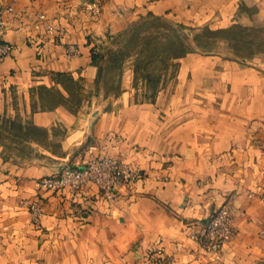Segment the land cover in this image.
Returning <instances> with one entry per match:
<instances>
[{"label":"crops","instance_id":"crops-1","mask_svg":"<svg viewBox=\"0 0 264 264\" xmlns=\"http://www.w3.org/2000/svg\"><path fill=\"white\" fill-rule=\"evenodd\" d=\"M1 1L0 264H261L264 49L189 55L171 89L102 104L96 34L165 13L264 29V0H106L99 16L82 0ZM104 155L141 174L110 193L38 185ZM225 203L236 234L208 251L192 231Z\"/></svg>","mask_w":264,"mask_h":264},{"label":"rangeland","instance_id":"rangeland-1","mask_svg":"<svg viewBox=\"0 0 264 264\" xmlns=\"http://www.w3.org/2000/svg\"><path fill=\"white\" fill-rule=\"evenodd\" d=\"M105 2L97 12L89 11L85 4H81L80 11L88 10L90 15L99 16ZM175 15L165 13L118 20L114 24L105 22L96 34V55L103 71L96 93L113 98H103L102 104L119 102L116 96L123 93L155 94L171 89L173 81L182 76L183 60L189 55H214L217 50L232 55L253 46L264 49V29L252 30L237 24L223 26L217 21L185 22ZM0 150L7 153L8 148ZM36 211L35 217H39L40 209Z\"/></svg>","mask_w":264,"mask_h":264},{"label":"built area","instance_id":"built-area-1","mask_svg":"<svg viewBox=\"0 0 264 264\" xmlns=\"http://www.w3.org/2000/svg\"><path fill=\"white\" fill-rule=\"evenodd\" d=\"M104 0H82L89 11L97 12ZM13 10L8 1L0 0V31L7 26L5 13ZM87 10V11H88ZM88 11V12H89ZM53 28L49 26V30ZM13 43L0 38V60L12 53ZM141 172L124 163L119 158L108 155L98 156L80 165L65 164L38 180L41 187L58 190L64 187L79 189L85 184L94 183L110 193L126 179L137 177ZM38 214V211L35 212ZM234 210L229 203L223 204L205 221L192 231V237L208 251H221L236 234Z\"/></svg>","mask_w":264,"mask_h":264}]
</instances>
